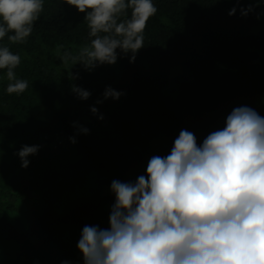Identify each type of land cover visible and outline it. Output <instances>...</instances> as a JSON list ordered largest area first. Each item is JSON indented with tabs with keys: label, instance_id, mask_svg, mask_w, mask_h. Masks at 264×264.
<instances>
[{
	"label": "trees",
	"instance_id": "obj_1",
	"mask_svg": "<svg viewBox=\"0 0 264 264\" xmlns=\"http://www.w3.org/2000/svg\"><path fill=\"white\" fill-rule=\"evenodd\" d=\"M154 3L157 12L146 23L144 47L135 60L117 50L119 72L107 63L86 69L61 61L57 50L74 55L90 42L84 14L63 0H44L24 42L0 40L19 53L14 71L28 81L23 93L7 94L0 69V264H20L21 258L30 264H78L73 241L77 244L85 225L107 228L106 205L114 200L92 184L109 178L134 182L145 161L138 147L147 148L157 135L165 143L155 155H167L181 129L191 131L200 144L224 126L234 107L264 108V30L254 29L263 3ZM249 4L253 10L241 15L240 8ZM234 6L237 11L229 15ZM176 65L184 71L179 88L165 93ZM107 86L122 95L104 99ZM74 87L91 94L80 99ZM79 126L89 131L79 132ZM61 143L75 151L68 166L60 157ZM22 145H39L27 157V167L16 155ZM73 177L90 187L69 200ZM70 234L75 240L68 239Z\"/></svg>",
	"mask_w": 264,
	"mask_h": 264
},
{
	"label": "clouds",
	"instance_id": "obj_2",
	"mask_svg": "<svg viewBox=\"0 0 264 264\" xmlns=\"http://www.w3.org/2000/svg\"><path fill=\"white\" fill-rule=\"evenodd\" d=\"M63 2L84 14L90 42L74 55L59 50L57 55L71 67L80 63L86 69L114 64L117 50L131 53L133 62L144 47L146 23L157 12L154 0ZM253 7L242 6L240 14ZM43 8L44 0H0V40L24 42ZM236 11L232 7L229 15ZM20 60L19 53L0 45L7 94L19 95L28 87L14 71ZM73 91L80 99L91 94L80 87ZM120 95L110 86L103 93L104 99ZM90 110L97 113L94 106ZM78 131L89 130L79 126ZM38 148L21 146L16 153L21 167ZM110 191L108 227L81 230L77 248L83 264H264V116L246 105L234 107L224 126L200 144L181 129L167 155L151 156L145 174L134 182L112 180Z\"/></svg>",
	"mask_w": 264,
	"mask_h": 264
},
{
	"label": "rangeland",
	"instance_id": "obj_3",
	"mask_svg": "<svg viewBox=\"0 0 264 264\" xmlns=\"http://www.w3.org/2000/svg\"><path fill=\"white\" fill-rule=\"evenodd\" d=\"M260 3L264 4V0H258ZM255 31H261L264 30V13L259 15V19L257 24L254 27ZM78 66H82L80 63H77ZM112 66V68L116 71L119 72V66L117 64V61L114 64H110ZM184 75V71L183 69L176 65L173 66L171 71H170V81L168 83V85L165 87L164 92L165 93H176L178 88H179V80L182 79ZM257 112L261 115L264 116V108L260 107ZM165 143V139L162 135H157L156 138H154L150 144L148 145L147 148H142L141 146H139V150L142 151L144 157H145V161L143 163V166L140 168V172L142 174H145V169L147 166V162L150 159L151 156L155 155L156 150L158 149L159 146L163 145ZM58 149L60 151H62L61 154V158L62 160L67 164V166L69 165L70 161H75L76 159V155H75V151L73 150L72 146L67 144V143H61L60 147H58ZM112 178H109L108 181H104L102 180V182L100 184H92V188L96 189V187H98L99 189V194L100 195H107L109 193H111L110 191V184L112 182ZM71 185L73 186V190L71 191V193L69 192V200H71L72 197H77V195H81L82 193H85L87 191V189H89L90 185L86 184L85 182H82L81 185H78V180H76L74 177L72 179ZM62 201V200H61ZM114 202V200H111L108 202V204L106 205V211H107V215L105 216V221L108 224V217H109V213H110V206L112 205V203ZM61 203V202H60ZM62 204V203H61ZM62 206V205H61ZM59 211L62 210V208H58ZM69 240H75L72 237V234H70L68 236ZM71 250L75 253H78L80 256V259L78 261V264H83V260H82V254L81 252H79L78 248H77V244L76 242L73 241V245L71 247ZM20 264H30L29 262H24L23 258H21V262Z\"/></svg>",
	"mask_w": 264,
	"mask_h": 264
}]
</instances>
